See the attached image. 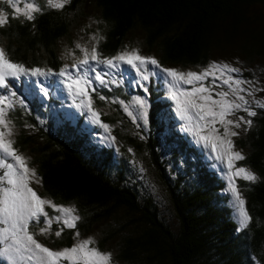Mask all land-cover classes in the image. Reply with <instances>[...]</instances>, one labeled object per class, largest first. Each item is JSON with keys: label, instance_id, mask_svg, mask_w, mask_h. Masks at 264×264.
Listing matches in <instances>:
<instances>
[{"label": "trees", "instance_id": "trees-1", "mask_svg": "<svg viewBox=\"0 0 264 264\" xmlns=\"http://www.w3.org/2000/svg\"><path fill=\"white\" fill-rule=\"evenodd\" d=\"M86 2L92 7L93 17L101 21L96 48L103 58L115 55L126 37L138 30L142 46L158 55L160 65L202 66L213 50L235 44L243 56L264 60V26L255 19L259 18L257 7L264 8V0H69L61 9L45 4L40 5L42 11L34 13L35 19L8 20L0 28L5 41L2 48L13 62L27 69L40 68L58 74L63 63L57 45L63 39L71 42L73 15ZM149 92L148 131L136 137L115 134L118 142L135 154H146L143 156H147L148 164L167 189L177 230H170L160 220L152 197L138 198L130 185L123 183L128 172L124 160L117 161L120 165L114 180L104 168L95 166V160L82 157L76 140L39 132L35 137H41L43 142L40 140L42 145H37L32 136L20 135L16 144L21 150L35 143L30 150V165L41 181L39 195L58 205L73 207L80 217L75 228L64 230L52 242L53 247H69L74 232L86 234L106 221L108 227L99 231L91 246L110 251L122 264H230L221 260L220 253L228 248L231 241L227 236L234 234L235 225L206 204L207 194L201 193V186L191 196L182 194L179 178L176 182L170 180L160 165V143L153 138V131L159 129L156 113L161 108L156 100L162 97L150 89ZM119 118L121 122L123 117ZM103 120L115 123L112 117ZM252 121L236 145L245 152V159L239 164L251 168L260 179L251 184L240 183L253 219L247 228L237 232L236 239L239 242L241 237L244 250L258 264H264V108ZM100 153L107 154L104 164L112 159L111 152ZM136 157L144 164L142 156ZM224 242L227 245L223 248ZM230 248L235 247L231 244ZM211 251L217 253L213 256L220 262L210 260Z\"/></svg>", "mask_w": 264, "mask_h": 264}, {"label": "rangeland", "instance_id": "rangeland-1", "mask_svg": "<svg viewBox=\"0 0 264 264\" xmlns=\"http://www.w3.org/2000/svg\"><path fill=\"white\" fill-rule=\"evenodd\" d=\"M30 3L38 7L45 4V6H47V0H0V12L6 14L7 22L8 20H27L24 12L27 5ZM15 7H19L21 11L16 13L14 11ZM256 10L259 14V18L255 17V19H258L261 26H264V8L257 7ZM7 22L5 24H7ZM71 24V26H73L69 34L71 42L68 44L67 40L63 39L57 45L60 52L59 57L63 63L62 70L66 68L67 73H69L71 77L80 75L86 76L91 80L92 83L88 88V96L91 98L93 110L99 113V120L101 123L97 124L93 121L87 107L88 98L76 95L75 86L72 91H69L68 84L72 81L65 76L59 75L62 70L58 74H51L48 76L32 77L31 75H27L26 79L8 77L7 79L10 82L9 89L5 90L0 87V96L8 97L4 101V104H0V107H6L9 103L11 104V108L7 109L6 118L11 120L12 135L6 137V139L13 141L12 147L19 155L25 158L27 166L30 169H34L30 165L32 159V152L30 151L31 146L33 147L35 143H37V145H42L41 137H35L39 132H44L46 134L51 132L53 134H59L66 140L78 141L82 157L93 162L95 160V166L104 168L106 174L111 178H115L114 180H117L114 173H117L118 166L120 165L117 161L121 159L124 160L128 172L124 176L123 183L130 185L138 198L148 199V196L152 197L151 199H153L152 201L158 210L157 214L160 220L163 223H167L170 230L176 231L178 223L175 212L173 208H171L172 205L168 203L169 196L167 189L162 183V180L156 177V170L154 167L148 164L149 160L147 161V156H143L146 154H135L130 151L127 146L125 147L122 143L120 144L116 136L118 133L120 136H122V134H127V136L136 137L142 132L146 133L148 128H150L148 122L144 123L143 121H138L134 123L133 118L124 111V106H128L129 110L136 114L138 112V106L135 104V99L145 95L143 89L137 84V80L140 78L138 73L128 64L121 63L117 68H109L95 62H91L78 71L73 67V64L84 58L85 51H87L90 59L91 49L94 46L97 47V40L99 35H101V21L99 17H93L92 7L86 2L79 11L75 12ZM3 26H0V28ZM142 40L141 33L135 30L126 37L120 49H118V52L113 56L123 51L135 49L138 50L140 55L153 57L158 61V55H156L153 50L147 51L142 46ZM4 43L5 41L0 36V47H3ZM211 62L225 63L231 65L233 68H239L240 72L229 73V75L237 79L253 81V86L255 88L264 89V60L243 56L239 52L236 44L226 46L221 50H213L208 55L206 63L202 66L180 67L165 64L161 65V67L173 68L185 72L190 70L199 72L203 68H206ZM93 67L95 71H92ZM141 71L147 72L150 76L148 82L149 89L154 94L162 97L156 100L157 105L161 108L156 113L158 114L157 128L159 129L153 131V138L160 143V165L164 167L170 180L176 182L177 177L179 178L177 182L181 185L180 187L182 189L180 188V192L182 194L187 193V195L191 196L194 190L201 186V193L207 194L205 197L206 204L211 207L213 206L217 214L219 213L224 220L235 225L234 234L232 236H227L228 242L231 241L228 244V248L224 249V253H220V256H223L221 260L226 263L230 262V264H235V262L237 264H258L255 259L244 250V246L241 244V237L239 242H237L236 239V236L239 237L238 231L236 230L238 227V218L235 202L228 187L229 170L226 161L217 160L211 147H205L204 143L200 142L195 135L194 130L197 124L203 125L204 122L199 121V118L195 115V109L192 110L191 124L181 118L176 111L174 101L169 96L168 78L165 74L160 73V69L149 64ZM97 73L101 75L106 74L105 84L102 85L95 79ZM156 73L159 75H154ZM212 82L213 78L210 76L203 83L209 85ZM215 84L217 87L213 91L212 97L213 99H219L216 93L219 91H227L228 86L223 85L221 80H215ZM185 87L190 88L191 86L185 85ZM243 87L247 88L248 86L243 85ZM45 91L48 93L47 95L44 94ZM12 92H15L16 95L12 96ZM241 94L245 96V99L250 101L248 107L251 110L258 113L263 109L256 105L255 100L264 102V91H256L253 96L247 95V92ZM118 95L121 96L118 97ZM101 96L106 99H101ZM232 98L230 94L228 99ZM82 101L83 106H81ZM148 102L150 113L151 102ZM200 103H203V101H200ZM215 110L218 111L219 109L217 108ZM118 112H120V114H118ZM120 115L124 118H121V122L119 120ZM241 116L250 120L255 117H249L246 111L237 110L234 115L228 116L226 119L236 120ZM103 117H112L115 119V123L112 122L110 124L109 122H104ZM138 123L140 125L139 127L137 126ZM101 125H108V131L106 132ZM208 127H215L218 130V134L223 136L224 128L218 119L214 125H209ZM0 128H3V125H0ZM189 128H192L193 131H189ZM248 128L249 126L246 124H241L240 128H233V131L238 132L239 135L231 137L234 143V150L240 151L243 155H245V152L238 148L236 142L238 139L242 138L246 131L245 129ZM201 134L208 135V128L202 127ZM20 135L32 136L33 142L35 143L21 150L16 144L17 138ZM112 137H115L114 141ZM217 143H219V141H217ZM100 151L111 152L110 156H112V159L108 161L107 164L103 162L104 156L107 154L100 153ZM136 156H142L146 162L142 159L144 162L143 164L141 159ZM0 160L16 165V162L12 158L4 155L2 152H0ZM240 161L235 162L237 167L241 166L239 164ZM16 167L19 166L16 165ZM3 171H6V169H0V172ZM235 182L242 196L243 187L240 186V183H252L241 178H235ZM4 186L3 183H0V188ZM31 186L38 194L40 193L39 183L33 182ZM42 197L48 199L47 197ZM63 206L71 207L69 205ZM221 207L223 209H221ZM45 210L50 215H58L50 206H45ZM219 222H221V220H219ZM107 223L106 221L100 222L93 226L90 232L86 234L78 232L79 237L76 236L77 232H74V237H72L74 239L69 247L73 246L77 240L91 238L94 241L99 231L108 227ZM4 227H6V225L0 224V229ZM59 228L60 225L54 222L52 224V230L41 235L39 234V226H36L35 221H31L29 226V230H34L36 233L35 239L54 251L63 249L55 248L52 244V242L60 237L55 235V232L59 230ZM68 229L72 228H64L63 231ZM242 230H244V228ZM239 232H241V230ZM235 242L238 243L237 246ZM6 243L10 244L11 240ZM224 244L227 245V243H223V248ZM231 244L232 246L234 245L235 248H230ZM217 246L220 245L217 244ZM3 247L4 244L0 243V264H37L34 260H20L18 254L14 251L5 254L2 251ZM89 247L93 246L89 245ZM210 250H213V248L211 247ZM101 252L111 255V264H122L113 257L110 251L104 250ZM213 253L215 252L211 251L210 260L213 263L216 261L220 262L221 260L215 257V255L213 256ZM24 255L27 256L28 254L24 253ZM60 264H68V261L62 260Z\"/></svg>", "mask_w": 264, "mask_h": 264}, {"label": "snow or ice", "instance_id": "snow-or-ice-1", "mask_svg": "<svg viewBox=\"0 0 264 264\" xmlns=\"http://www.w3.org/2000/svg\"><path fill=\"white\" fill-rule=\"evenodd\" d=\"M69 0H47V5L61 9ZM14 11L19 13L21 9L15 7ZM42 11L41 7L35 4H28L24 12L27 19H35L34 13ZM7 22V16L4 12H0V26ZM91 62L103 64L109 68H117L123 64H128L139 75L137 84L143 89L144 96L137 97L135 104L138 106V112L134 114L129 110L128 106H124V111L133 118V122L143 121L147 123L149 120V102L146 99L149 92L150 76L147 72L141 71L147 65H152L160 69L168 78V92L170 98L174 101L177 113L182 119L191 124L192 110L195 109V115L199 121H203V125L197 124L195 128V135L200 142H203L205 147H211L217 160L226 161L228 172V187L235 202V209L238 218L237 231L247 228L253 217L246 208V201L243 198L235 178L255 183L260 179L257 174L248 167H237L235 162L244 160L245 156L240 151L234 150V143L232 136L239 135L238 132L233 131V128H240L241 124H246L249 127L253 123L250 119L238 117L236 120L226 119V117L234 115L235 111H246L249 117H254L257 112L251 110L248 105L250 101L245 99L241 93L247 92V95L253 96L256 91H264V89H257L253 86V81L237 79L229 73L240 72L239 68H233L229 64L211 62L206 68L201 71H181L173 68H162L160 62L153 57H145L139 54L138 50L123 51L113 57L101 58L97 48L94 46L91 49V56L89 59L87 51H85L84 58L76 61L73 67L78 71L89 65ZM95 71V68H92ZM51 70H42L40 68L27 69L23 64L13 62L6 54V50L0 47V87L5 90L9 89L8 77L18 79L20 76L31 75L32 77L51 75ZM60 76H65L71 79L68 84L69 91H72L75 86V94L88 98V111L91 113L93 121L100 124L99 113L93 110L91 105V98L88 96V88L91 86V80L86 76L77 75L71 77L65 68L59 73ZM106 75V74H105ZM105 75L97 73L95 79L100 84H105ZM154 75H159L158 73ZM213 78V82L205 85L203 82L209 77ZM215 80H221L223 85L228 86L227 91H219L216 95L219 99H213L212 93L217 87ZM185 85H190L186 88ZM243 85H247L245 88ZM94 91V89H93ZM48 93L45 91L44 93ZM232 99H228L230 96ZM12 96L16 93L12 92ZM7 96H0V104H4ZM101 99H106L101 96ZM203 101V103H200ZM22 103V102H21ZM123 103V102H121ZM258 107L264 108V102L255 100ZM83 106V101L81 102ZM11 108L9 103L6 107H0V152L12 158L16 165L0 160V169L6 171L0 172V183L5 186L0 188V224L6 225L0 229V243L4 244L2 251L7 254L15 252L18 254L20 260L27 259L28 261H36L37 264H60L62 260L68 261V264H111V255L102 253L95 247H89L94 241L91 238L84 240H77L71 247H65L62 250H51L44 244L35 239V231H30L29 226L31 221L36 222L39 226V234L43 235L52 230V224L58 223L59 230L55 235L59 237L64 228H75L76 222L80 219L75 214L73 207H64L56 204L53 200L41 197L37 191L31 186L33 182L40 183V179L36 174L35 169H30L27 166V161L12 147L13 141L6 139L12 135L11 120L7 119V109ZM219 109L218 111L215 109ZM211 118V119H208ZM223 125V136L218 134L215 127H208L217 122ZM105 131H108V125H101ZM139 127V123L137 124ZM208 128V135L201 134V128ZM6 129V130H5ZM247 130V129H245ZM189 131H193L189 128ZM113 141L115 137H112ZM219 141V143H217ZM131 151V149H130ZM45 206H50L58 215H50ZM43 218V219H41ZM42 225V226H41ZM79 237V233H76ZM11 240V243H6ZM24 253L28 255L25 256ZM11 259V258H10Z\"/></svg>", "mask_w": 264, "mask_h": 264}]
</instances>
